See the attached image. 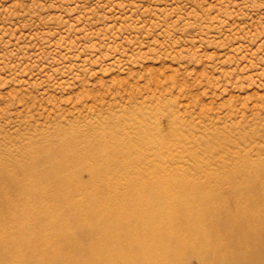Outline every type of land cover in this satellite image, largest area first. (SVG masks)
Here are the masks:
<instances>
[{"label": "rangeland", "instance_id": "1", "mask_svg": "<svg viewBox=\"0 0 264 264\" xmlns=\"http://www.w3.org/2000/svg\"><path fill=\"white\" fill-rule=\"evenodd\" d=\"M263 201L264 0H0V239L14 260L125 264L79 225H138L140 260L177 248L174 232L207 244L189 225H264ZM184 206L201 216L180 219ZM162 211L175 216L147 225Z\"/></svg>", "mask_w": 264, "mask_h": 264}, {"label": "bare ground", "instance_id": "2", "mask_svg": "<svg viewBox=\"0 0 264 264\" xmlns=\"http://www.w3.org/2000/svg\"><path fill=\"white\" fill-rule=\"evenodd\" d=\"M165 196L169 198L174 197L169 192L166 193ZM195 209L196 208L191 206H184L181 208L179 214L180 219L188 223L198 219L201 215ZM166 211L157 213L158 215L150 217L149 220L147 219V225H163L162 221L165 218H172L171 216H175V214H168ZM127 217L130 216L127 215ZM145 218H147L146 215ZM254 218H256V221L264 223V218L258 216ZM124 220L125 219L121 218L116 220V218L105 217L104 219L99 218V220L96 221V225L79 226L84 230L85 234H87L90 230L99 231L102 229L107 237L106 241L103 243V247L105 248H108L110 244L125 248V255L123 258L125 264H264V225H249L250 223H248V225L229 224L219 226V229H216L214 225H189L190 229L188 232L190 236H193L194 239L205 237L208 240V243L205 245L191 243L183 244L180 240L181 237L178 234L175 232L170 233L171 238H173V240H177L182 245L177 243L178 247L172 249H158L150 246L148 256H157L158 262H147L148 256L143 257L140 260L139 257L141 256L140 254L144 253L142 248L145 249L147 246L148 238L144 236V239H137L139 238L137 236L139 233L138 225H130L131 227L127 225L130 230L128 232H124L123 228L126 227V225H120ZM60 226L59 238L68 242V232H64L65 229L63 228V225ZM156 227L157 226H154V228ZM56 231L57 230H55L54 233H56ZM22 239L20 240L24 244L29 243V240L26 241ZM86 244H89L87 245L88 247L94 245V243L91 242ZM10 248L11 246L4 244L0 239V264H12L13 261H18L19 259L23 260L22 263H30L31 261L36 260V255L28 256L27 254H22V256H19L20 258L15 255L14 260V254L10 255V251L8 250ZM165 250H167L170 257L163 256L162 253ZM67 253L68 252L64 251L59 253L57 256L48 257L46 260L37 258L36 264H96V260L89 261L86 257L81 258L76 256L74 253L72 255V251L70 252L71 255L68 261L62 263V261H60L57 257ZM144 255L146 256L147 252ZM10 259L13 261L11 262Z\"/></svg>", "mask_w": 264, "mask_h": 264}]
</instances>
